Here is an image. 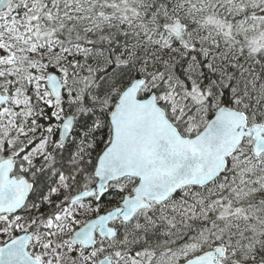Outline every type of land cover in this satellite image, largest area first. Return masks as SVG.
<instances>
[{
    "label": "snow or ice",
    "instance_id": "snow-or-ice-1",
    "mask_svg": "<svg viewBox=\"0 0 264 264\" xmlns=\"http://www.w3.org/2000/svg\"><path fill=\"white\" fill-rule=\"evenodd\" d=\"M0 264H264V0H0Z\"/></svg>",
    "mask_w": 264,
    "mask_h": 264
}]
</instances>
